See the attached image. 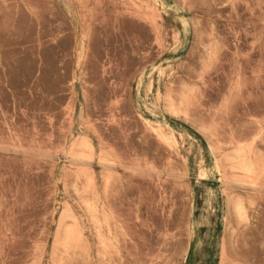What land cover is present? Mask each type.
I'll list each match as a JSON object with an SVG mask.
<instances>
[{
	"label": "rangeland",
	"instance_id": "1",
	"mask_svg": "<svg viewBox=\"0 0 264 264\" xmlns=\"http://www.w3.org/2000/svg\"><path fill=\"white\" fill-rule=\"evenodd\" d=\"M0 264H264V0H0Z\"/></svg>",
	"mask_w": 264,
	"mask_h": 264
},
{
	"label": "bare ground",
	"instance_id": "2",
	"mask_svg": "<svg viewBox=\"0 0 264 264\" xmlns=\"http://www.w3.org/2000/svg\"><path fill=\"white\" fill-rule=\"evenodd\" d=\"M217 163H218V161H217ZM210 182V181H209Z\"/></svg>",
	"mask_w": 264,
	"mask_h": 264
}]
</instances>
